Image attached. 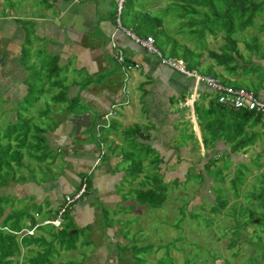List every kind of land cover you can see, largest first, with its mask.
<instances>
[{
	"label": "crops",
	"instance_id": "obj_1",
	"mask_svg": "<svg viewBox=\"0 0 264 264\" xmlns=\"http://www.w3.org/2000/svg\"><path fill=\"white\" fill-rule=\"evenodd\" d=\"M93 1L88 2L87 5L78 3L80 8L75 9L65 0H52L47 4L48 8L43 11L45 17L31 18L35 21L29 22L31 30H28L26 42L24 30L19 26L14 25L20 29L17 36L13 38V25H7L5 21H2L0 25L4 27L3 32H0V41L3 44H0V96L6 97L5 102L11 101L13 97L21 98L27 94L28 87L24 77H28V70L32 73L37 72L30 67L24 69L22 73L19 63H16V59H21L23 53L29 60L37 59V54L33 52L31 54L32 44L36 41L29 42L30 35L43 42L38 50L39 53L37 52L40 56L43 53L51 62L57 57L58 65H60L57 66L54 63L57 69L62 67L64 73L70 70L72 75V80L69 81L71 84L68 86L61 84L60 90L55 83L53 86L48 85L50 90L53 89L56 93L48 95L43 101L45 112L38 117L41 111H37L35 115V124L46 125L42 134L46 147H49L56 155L54 162L48 167L51 172L42 179L41 175L35 176L38 173L25 175V171L28 170L20 169L19 172L24 180L20 182L11 180L9 184L17 183L18 191L33 188V192L22 197H12V199L24 204L25 198H28V202L24 205L54 208L58 205L61 196L72 192L79 179L84 176L87 178V193L72 206L69 216L70 221L77 227L94 226L95 221L100 219L97 216L99 211L96 203L98 201L117 202L115 187L117 182L123 180V175L120 173L121 167V171L117 170L116 175H112L114 172L112 173L109 167V164L117 165L118 154L106 149L107 141L116 144L114 142L116 140L118 146L121 145L118 141H122L110 135L112 130L102 128L105 126L111 128L112 124H127L132 129L140 131L142 140L138 139V141H142L148 149H151L150 151H154V156L158 155L160 159L157 166L159 172L163 170L162 178L172 173L171 165L175 161L171 162V159L176 160L175 156L189 157L187 158L189 163L185 159L182 162L191 166L195 165L192 164L194 161L192 156L200 157V159L204 156L209 158L225 154L236 157V155L242 156L247 153L251 156L253 149L257 146L261 148L254 152V156L264 155L263 137L260 139L258 137L257 144H254L255 141L246 149L231 153L230 146L233 144L225 142L223 136L227 134L229 138L231 134H234L236 122L234 116L228 110L218 108L208 110L211 101L214 102L212 92L203 85L196 84L160 65L154 57L133 43L125 32L127 29L118 27L116 17L113 19L114 0H108L109 5L99 10L96 19L95 16L90 17L86 8L93 9ZM253 29H250L248 33H252L251 36L257 38L255 52L245 46L246 40L250 39L235 36L236 43L233 48L226 44L228 58L218 64L207 54L208 52L219 54L220 46L225 45L221 35L215 38L210 36L213 39V47L207 45L204 39L206 45L204 53L200 52L201 49H194L196 45L194 43L190 48L185 46L196 53L200 52L198 70L190 69L201 75L213 76L225 86L251 90L256 97L264 100V32ZM39 41L36 42L37 47L41 45ZM26 44H31L30 53L26 47L27 53L23 51V46ZM117 50L122 52V65L115 61ZM123 66L128 68L121 70ZM57 78L58 76L54 77V79ZM55 86L57 90L54 89ZM193 93L194 98H190L189 96ZM54 95H57L55 101H53ZM13 101L15 103L19 100L11 102ZM38 101L39 97L34 104ZM128 115H132L130 120L132 126L127 122ZM256 127L255 124L252 126V121L246 123L244 131L247 136L251 135ZM99 128L109 133L108 140L104 144L99 141ZM124 129L127 128H121L119 132ZM92 132L98 133L96 138L92 137ZM260 135L264 136V129H261ZM205 138L216 141L211 146L208 141L207 146L204 147L203 139ZM25 161L27 157H24L23 162ZM204 162H201V169ZM186 171L188 172L187 167L183 170L184 176ZM117 175L119 177L113 180ZM52 177L54 178L51 179ZM144 177L143 179L146 180ZM140 178H137V181L141 180ZM104 230L105 232L101 233L97 228L92 229L90 237L109 235V238H104L106 239L105 248L108 242L125 244V240L121 241L115 237L113 228H104ZM33 234H38V231L35 230ZM27 250L29 248L24 251ZM96 251L100 253L99 263L94 264H104L108 259L104 249L99 247ZM91 255V253L86 255L87 264L93 263L94 259ZM61 258L62 256L56 257L57 261L54 262V259L51 264H60Z\"/></svg>",
	"mask_w": 264,
	"mask_h": 264
},
{
	"label": "trees",
	"instance_id": "obj_2",
	"mask_svg": "<svg viewBox=\"0 0 264 264\" xmlns=\"http://www.w3.org/2000/svg\"><path fill=\"white\" fill-rule=\"evenodd\" d=\"M133 1L134 0H125L122 3L121 9L118 14V19L120 16L127 15L128 12L132 11L133 7L137 6L132 4ZM42 2H45L46 8H48V2L46 0H43ZM143 3L144 2H142L141 4ZM137 8L138 9L133 13L134 15L138 16V18H134L137 21V24L133 26V31H136L135 33L137 35H139L138 33H141L139 37L142 38L151 36L154 46L162 57L165 56H163L159 51L160 48L163 46H168L170 55H168L167 58L180 59L187 70H190V66L188 64V59L190 58L189 56L195 57L196 54H194L195 52L193 50H189L184 45L179 44L178 41L174 38V34H171V36H167L169 34L166 35L167 30L164 27V18L162 16H165V14H167L169 11L174 13L176 18L180 21L185 19L189 20L187 26H189L191 30L188 32V38H185L183 36V39L185 41L193 40L194 45L199 43L195 41V37H191L190 35H196L199 32L198 30H201V28L203 31L207 30L209 32L208 35L213 38L221 35L225 45L220 46L221 50L219 54H215L213 52H208L207 54L208 57L217 64L221 63L223 59L228 58L229 55H227L228 51L226 50V44L227 46H231L233 48L236 43V40L232 38L233 35L243 32L246 29L253 28H256L257 32H264V0H165L164 7H162L163 9L160 8L156 11L148 9L146 10L145 6L143 5H141L140 8L137 6ZM116 14L117 13L115 5L113 19H115ZM18 19L19 18H16V21ZM182 23L186 24L183 21ZM193 27H195L196 29H193ZM197 28L199 29L197 30ZM178 29H180V27L177 28L176 34H181ZM200 37L204 41L202 35H200ZM251 38L254 42L250 43ZM251 38L250 41L246 40L245 46H248L250 48L249 50L252 51L253 49L254 51V48L257 46V39L255 36H252ZM51 64H53V66H51ZM42 65L43 66L35 74L37 79H40V77H42V80H37L40 81L39 83H36L35 81L34 85L36 84L39 86H53V82H48L47 84V79H51L53 76H55L56 73H52V68L54 67V69H57V66L52 63L51 60H48V62H42ZM128 66L121 67V70H125ZM31 74L33 73L31 72ZM205 76H208L214 79L217 83L225 86L213 76ZM58 81L54 80V83L59 86L60 84ZM32 89L33 91L31 93L28 86L27 95L25 96L23 101H20L22 103H20L19 101L14 103L11 101L5 102L4 99L0 100V102L3 103L0 108L5 106V109L0 112V115L2 116L3 111L5 112V110L7 109L8 111L10 110V121L6 124V127L0 129V187L7 185L8 183L6 182L9 179L18 182L23 181L24 177L19 172L22 168L28 170L31 174H33V172L38 173L42 176V179L46 178L45 176L51 172L48 167L54 162L56 158L55 153L45 145V139L42 135L45 131V128H39L37 124L31 122L32 118L25 116V114L27 115V110L30 109L31 106L38 100L40 94L38 93L36 96V92L38 89L37 87L33 86L31 87V90ZM28 93L32 94V98L30 100L28 98ZM56 97L57 95L53 96V101H55ZM213 99L215 103L212 100L211 104L208 107V110H210V108L228 110L236 120L234 124V134H231L229 138H227V134H224L223 136L225 137V142L233 144L230 146L231 153H236L243 149H246L247 146L254 143V134L251 133V135L247 136V133H245L244 131V126L249 121H252V126H254V124L260 123L263 124L262 126L264 127V118L241 110L234 111L231 109H224L216 103V99L214 96ZM194 110L197 111L196 108H194ZM43 113L44 112L41 111L37 116L39 117L40 114ZM236 115L240 118H238ZM99 130V141L104 144L108 140L109 133H107L108 135L102 138L100 134L103 131L101 130V128H99ZM133 131L134 134L131 136V144L133 145L136 143V146H138L141 150H151L148 149V147L144 145L142 141H138V139L142 140L140 131L138 129H134ZM243 134L245 135L243 136ZM208 141L209 139H203L204 147L207 146ZM215 141L216 140L211 139L209 141L210 146ZM140 145H142V147H140ZM107 150H110V152L115 151L110 147ZM23 151H25V155ZM121 153L122 157L118 155L119 157L117 163H120L122 161V165H124V167H122V171L125 172L126 175L123 176V179H128V183L130 184L131 182L136 181V179L141 176L142 161L145 160L148 155L145 152L146 154H143L142 158L134 160L131 154H123V151ZM24 157H27V161L25 162H23ZM152 158L154 159L148 160V165L150 167L151 173H153V184L148 185V187L142 184L139 185L140 188H130L129 191H127V193L124 195L123 199L127 196H130L131 199H133L139 206H144L145 208L160 209L163 206L167 195V186L165 183L169 182L164 183L162 181V174L159 172V168L157 167L160 161L158 155L154 156L153 153ZM204 158H206L207 160L202 165V173L193 165L191 167V170L193 172V176H195L194 181L197 182V188H200L201 182L202 180H204L205 176L212 179V184L210 186L213 190V203L208 205V214L212 215V217H205V219L203 218V225L205 227H208L213 223L212 218L214 216H217L229 204V201L226 197L227 195L224 192L225 187L222 185V183H224V180L226 184L228 183L227 190L231 192L232 197L237 198L240 195L239 188L242 186L244 176H246L249 169H245V167H247L245 162L232 159V156H230L229 154H225L223 156H210L209 158L207 156H204ZM46 161H49V163H46ZM250 162H252V160ZM254 163L255 162H252L250 163V165ZM44 165L46 167L43 168ZM151 165H153L154 168H152ZM191 170H188L182 182L180 181V179L175 178L173 181H170V183H183L184 185L187 184L190 179H193V176L190 175ZM228 175L230 176L228 180H226V177ZM147 177L148 175H145L144 178ZM140 181L143 182L145 181V179L141 178ZM261 182L262 183L259 185V188H262V190H259V192L257 193L256 197L254 198L256 200L264 199V177ZM83 184H87V178L84 176L79 179L77 186L72 192L61 196L58 205L52 208V211L47 209L48 216L45 217H41L39 212L30 213L28 208L26 207L28 205L19 207L17 206V204L19 203L15 202L16 200L14 201V205L12 201L8 203L6 202V200H3V197L7 199L8 197L4 195L0 196V264H51L56 257L59 258L68 251H75L78 237L83 236V231H88L89 234H91L94 226L88 225L77 227L76 225H74L73 222L70 221L69 212L72 206L77 203V201L66 204L63 198L66 195L73 196L74 191L76 192L83 186V193L80 196L81 199L87 193V185ZM246 195L247 197L251 195L249 194V190L243 192L242 194L243 197ZM200 200V203L204 204L205 201L202 198H200ZM183 202L184 203L179 207V214H181V218L176 220L175 224L173 225L177 229L179 228L178 225L183 220L184 214H188L189 219L192 220H196L197 217L202 216L199 214L194 215L192 213V210H187L185 207L187 201ZM248 204L249 203H247L246 201V205ZM230 206H232L231 208L237 206L241 208V205H237V203H232L229 205V207ZM35 207H37L38 210H41L38 206ZM263 213L264 210L263 208L261 209L260 206H257V208L253 210V212L250 211L249 214L245 217L235 216L232 213H229V215L233 219V224L230 227L232 230L229 232V234H227L229 235V238L226 244V248L230 249L237 244L240 239V234H242V231H244L248 224H251L252 217H256L257 214H259V218L256 219L255 224L261 228L258 229V231H261L264 236ZM102 220L103 223H105L104 219ZM102 225L104 228H108L107 225ZM44 226L51 227V230L45 233L46 238L43 237L44 231L40 230ZM22 228L24 229L22 230ZM35 230L36 232L41 231L42 233L34 235L33 232ZM16 235L20 236L18 240V243L20 245L27 248H29L28 246L34 248L33 253L30 254V256L28 254L23 259V261L22 259L18 260L16 256L17 249L19 248V246L17 247V244L15 242ZM225 235V233H220L218 238L222 239L225 237ZM105 238H109V235L105 234ZM181 238L185 239L181 236L177 238V240L181 241ZM245 240L246 243L250 246L251 253L249 256H247L246 262L244 261L239 264H264V238L259 237L258 235H252L251 238L249 237ZM89 242H91L90 238L88 240L81 241L80 243L82 246H87L88 244H90ZM120 244L123 249H129V252L131 251V264H175V262H172L174 261L173 259L169 263L163 262L162 258H158L154 261L146 263L144 259L138 258L139 255H142L144 252L151 249L150 245L141 247L132 244L130 247H128L121 242L109 243L111 250L114 251V253L111 252V255H113L118 263L121 261V259H119L120 257L116 255L117 253L114 248ZM169 244H171L176 249L174 242ZM81 245L78 247V253L79 255L81 254L80 259H86V255L82 251H80ZM158 248L160 247L157 246L156 249ZM93 250L94 252L96 251L95 248H93ZM206 254L213 264V262L217 258L215 252L210 253L207 251ZM236 255L237 253L232 254V256ZM73 256L75 258V255ZM197 256L198 254L194 253L189 255L188 258H183L182 264H194L196 262ZM65 260L67 259L62 258L60 264H62ZM164 260L166 261V259ZM87 263L86 260H81L76 264ZM65 264H75V260H67ZM89 264L94 263L90 262ZM104 264H108V261H106ZM221 264H229V261L223 260Z\"/></svg>",
	"mask_w": 264,
	"mask_h": 264
},
{
	"label": "rangeland",
	"instance_id": "obj_3",
	"mask_svg": "<svg viewBox=\"0 0 264 264\" xmlns=\"http://www.w3.org/2000/svg\"><path fill=\"white\" fill-rule=\"evenodd\" d=\"M42 1L43 0H0V25L2 24V21H5L7 25L12 24L13 25V28H12L13 38L17 36L16 34L19 32L20 28L23 29L25 33V42H26L27 41L26 35L28 34V30L29 31L31 30L29 22L35 21L31 18H38L40 16L45 17V15L43 16V11L46 9V4L45 2H42ZM46 1L48 3L49 2L51 3L52 0H46ZM57 1H61V0H57ZM65 1L70 6H73L75 7V9H78L80 8V6L77 5L78 3L80 5H87L88 2L93 1V0H81V1L80 0H65ZM142 2L144 3L141 4ZM164 2L165 0H134L132 4L137 5L139 8L141 5H143L145 6L146 10L148 9V10L156 11L157 9H160V8L163 9L162 7H164ZM108 5H109L108 0L106 1L101 0V2L99 0H94L93 9L91 8H86V9L88 10V15L90 17L95 16V19H96L98 17L99 10L101 8H106ZM137 6L133 7L132 11L128 12L127 15L119 17L120 26L124 29L132 31L133 33L136 32V31L135 32L133 31V26L137 24V21L134 18H138V16L134 15L133 13L138 9ZM162 17L164 18V27L167 30L166 35L169 34L167 36H171V34H174L175 35L174 38L178 41L179 44H182L189 48L192 47L193 40L185 41L183 39V36L185 38L189 37L188 32L191 30L189 26H187L189 20L185 19V20L180 21L176 18L175 14L170 11L167 14H165V16H162ZM15 18H19V19L16 21ZM182 21L185 22L186 24H183ZM14 25L19 26L20 28L14 27ZM177 25L178 27H180L178 31L181 34H178V33L176 34V31L178 28ZM193 29H196V28L193 27ZM198 29L199 28H197V30ZM3 30H4V27L0 26L1 33L3 32ZM198 31L199 32L196 35H190V36L195 37V41L199 42L194 46V49L196 50L201 49L200 52L204 53L205 47H206L205 42L207 43V45L209 44V46L210 45L212 46L213 39L210 36H208L209 32L207 30L203 31L201 28V30H198ZM248 31H250V29H246L243 32L235 34L232 36V38L235 39V36L237 37L240 36L246 39H250L252 37L251 36L252 33L249 34ZM138 34L141 35V33H138ZM200 35H202V38L205 39V42L201 39ZM34 38L35 37H31L30 35L29 42L32 43L33 41H36V42L39 41V39H34ZM36 42L32 44L31 54L32 52L35 55L37 54V57L35 56L37 59L32 58L31 60H29L27 57H25V53H23V56L21 59H18V58L16 59V63L17 64L19 63L18 66L20 69H22V73L23 71H25L24 69H27L30 67H32L33 70L38 71L43 66L42 62L44 61L48 62L49 57L47 58L43 53H42V56L38 54L39 53L38 50H40V48L42 47L43 42L41 40L39 41V43H41V45L39 44L40 47H37ZM251 42H254L252 38H251L250 43ZM0 44H2V41H0ZM26 45L23 46L24 47L23 51L26 53L28 51L30 53L29 48L31 44H28L27 46ZM159 51L165 57L170 55V50L168 46L161 47ZM200 52H197V53L195 52L194 53L196 54L195 57L194 56H189L190 58L187 57L189 58L188 64L190 68H194V70L195 69L198 70V64L200 63V59H201L199 58ZM52 63H56L57 66H60L58 65L59 60L57 59V57L55 60H53ZM51 66H53V64ZM1 67H3V65H1ZM52 69H53L52 73L54 74L56 73V74L51 79L50 78L47 79V84L48 82L54 83V80H57V81L60 80V82L58 81L60 84L59 90L61 88V84L66 85V86L71 84L69 83V81L71 82L72 80V75H71L70 70L64 73L62 67H60L59 69H54L53 67ZM199 70H202V69H199ZM190 71H193V70L190 69ZM35 74L36 72L31 74V72L28 70V77H24V82L26 81V87L29 86V89H30L29 91L32 93L33 89L31 90V87L34 86L38 88L36 92V96L38 93H40L38 103L33 104L31 108L27 110V115L25 114L26 117L28 116L32 118L31 120L32 123H36L35 115L37 111L45 112V105L43 101L46 100L48 95L56 93L53 89L50 90L48 85H45V86L44 85L39 86L36 84L34 85L35 81L36 83H39L40 81H37V80H42V77H40V79H37ZM56 76H58V78L54 79V77ZM54 89L57 90L56 86ZM26 95L27 94H25L21 98L13 97L12 100H16V101L19 100V102L23 101ZM41 96L43 97L41 98ZM28 98L30 100L32 98V94L28 93ZM2 99H6V97H1L0 100ZM2 104L3 103L0 102V107L2 106ZM4 109H5V106L0 108V112ZM126 119L128 120L127 121L128 124L132 126L133 124L130 123L132 122L130 121L132 120V115H128ZM9 121H10V110L8 111L7 109L5 110V112L3 111L2 116L0 115V126H1L0 129L6 127V124ZM108 121H112V119H108ZM255 125L257 127L255 128V131L253 132L254 141H256L254 144H257L258 137L259 139L260 137L264 138V136L262 135L259 136V134L261 133V129H264V128L262 127L263 124L259 123ZM37 126L39 128H46V125L41 124V123L40 124L37 123ZM102 128L108 131L112 130L110 135L113 136L114 139L122 140V141H118V143L121 144L120 146H118L116 140H114L116 144L113 143L112 146H111L112 142L107 141L108 147L106 149H109V147L112 150L114 149L115 150L114 154H118L122 157L121 152L123 151V154L129 153V155L131 154L134 160H138L139 158L143 157V154L145 155L147 153L148 155L147 158L142 161V176L140 177L143 178L145 175H148V177L143 182L140 180L137 181L136 179V181H133L130 184L128 183V179H123L120 182H117V186L115 187L117 190L115 191L117 192V195H116L118 199L117 202L116 201H113V202L98 201L96 203V208H98V211H99V215L97 216L100 219L95 221L93 225L97 229H99L101 233L105 232L104 227L102 225V224H105V226L107 225L108 228L110 229L113 228L112 231H115L113 232V234L115 235V237H117V239L121 241L125 240L124 241L125 246L130 247L132 244H135L136 246H141V247L150 245L151 249L149 251H146L142 255L138 256V258L144 259L146 263L154 261L158 258H162L163 262L165 263H169L173 259L174 260L172 261L173 263L175 262V264H182L183 258H188L189 255L197 253L198 256L194 264H212L208 255L206 254L207 251L210 253L215 252V254L217 255V258L213 262V264H221L223 260L229 261V264H239L244 261L246 262V258L247 256L250 255L251 251H250V246L246 243L245 239L249 237L251 238L252 235H258L259 237L264 238L263 233H261V231H258V229H261V228L255 224L256 219L259 218V214H257L256 217L255 216L252 217L251 224H248L247 227L244 229V231H242V234H240V239L237 242V244L234 247L228 249L226 248V244L229 238V235L227 234H229V232L232 230L230 227L233 224V219L229 215V213L230 214L232 213L235 216L245 217L246 215L249 214L250 211L253 212V210L257 208V206H260V208L261 209L263 208L264 210V199L262 200L254 199L257 193L259 192V190H262V188H259V185L262 183L261 180L264 177V155L258 156V157L254 156L255 154L254 152L260 150L261 148L260 146H257L253 149V153L251 156L245 153L243 154L244 156L236 155L235 158L232 157V159H235L237 161L245 162L247 165L245 169H249L246 176H244V181H243L242 186L239 188L240 195L237 198L232 197L231 192L227 190L228 183L226 184L224 180V183H222V185L225 187L224 192L227 195L226 197L229 201V204L217 216H214L212 218L213 223L211 225H209L208 227H205L203 225V218L205 219V217H212V215L208 214V209H209L208 205L213 203L212 202L213 190L210 186L212 184V179L207 178L205 176L204 180H202L201 182L200 188H197V185H196L197 182L194 181L195 176H193V172L191 170L192 165L190 166V164H183L182 162L183 159H185V161L189 163V161H187V158L189 157L175 156L177 158L176 160L173 158L171 159V162L175 161L171 165L172 173L166 174L162 178L164 183L168 182L167 180L174 179L176 176H177L176 178L180 179V181L182 182V180H184L183 170L186 167L188 168V170H191L190 175L193 176V179H190L185 185L183 183H180V184L179 183L174 184L172 182L165 183L167 186V195H166V200L160 209H152V208H145L144 206H139L133 199H131L130 196H127L123 199L124 195L127 193V191H129L130 188L131 189L140 188L139 185H142V184L148 187V185L153 184L154 182V179L152 178L153 173H151L150 167L148 166V160L154 159L152 158L154 151L141 150L139 149L138 146H136V143L132 145L131 136L134 134V131H133L134 129L132 130V128L127 126V124H122V125L112 124L111 128L108 126H105ZM121 128H127L123 130V131L125 130L127 131L119 132ZM97 135L98 133L92 132L93 138H96ZM106 135H108L107 132L106 133L102 132L100 134L102 138L105 137ZM244 135L245 134H243V136ZM140 147H142V145H140ZM23 152L25 155L26 154L25 151ZM262 154H263V151H262ZM118 157L119 156H116V160H118ZM192 157L194 160L192 164H195L193 166H195L197 170H199L202 173L203 170L201 169V162L206 161V158L200 159V157H197V156H192ZM251 160L252 162H255V163L250 165V163H252L250 162ZM146 162L147 164L145 165ZM121 165H122V161L120 163H117V166H121ZM153 165H151L152 168H154ZM117 166L109 164V167H111V172L112 173L114 172L112 175H116V171L117 170L121 171L122 167H124V165H122L120 169V167H117ZM44 167L46 166L44 165L43 168ZM161 167L162 166H160V168ZM120 173L121 175L126 176L125 172L121 171ZM160 173L163 175V170L160 171ZM26 174L31 175L29 171H25V175ZM35 176L39 177L40 175L35 174ZM229 176L230 175L226 177V180H228ZM118 177L119 175H117V177H114L113 180H116ZM53 178L54 177H52L51 179ZM9 182H12V181L9 179L6 182L8 183L7 185H5L4 187H0V196L4 195L8 197V199L3 197V200H6V202L8 203H10L11 201L14 203L16 199H10L12 197L13 198L22 197V196L28 195L30 192H33V188L32 189L25 188L23 191H18L17 183L9 184ZM247 190H249V194L251 195L248 197L247 195L243 197L242 196L243 192ZM200 198H202L205 201L204 204L200 203L201 202ZM25 199H26V202L24 204H26L29 200L28 198H25ZM183 201H187V204L185 206L187 210H192L193 211L192 213L194 215L199 214L202 216L197 217L196 220H192V219H189L188 214H184L183 220L180 222V224L178 225L179 228L177 229L173 225L175 224L176 220L181 218L180 216L181 214H179V207L184 203ZM246 201L247 203H249L248 205H246ZM15 202L19 203L17 204V206L19 207L21 206L20 204L24 205L22 202H17V201ZM232 203H237V205L238 204L241 205V208H239V206L233 207V208H231L232 206L229 207V205ZM26 207L28 208L30 213L39 212L41 217L48 216L47 209L45 208V206H42L40 208L41 210H38V208L33 206L32 204H29ZM52 208L53 207L49 208V210L52 211ZM102 219H104L105 223H103ZM95 227L94 229H96ZM40 230L44 231L43 237L46 238L45 233L49 232L51 230V227L44 226ZM54 230H57V229H54ZM41 231L38 233H42ZM220 233H225L226 234L225 237L222 239L218 238ZM243 233L245 234V236ZM181 236L184 237L185 239L181 238V241H178L177 238ZM89 237H90L89 232L83 231V236H79L77 239L76 250L66 252L65 254L62 255V258L63 259L66 258L67 260H70V261L75 260V264L77 262H80L81 260H86L84 258L80 259L81 254L79 255L78 253L79 252L78 247L81 245L80 243L81 241L88 240ZM19 238H20L19 235L15 236V242L17 244V247L19 246V248L17 249L16 256L18 259L19 258L24 259L28 254L30 256V254L33 253L34 248L31 246H28L29 250L25 252L24 250L28 248L18 243ZM104 238L105 236L103 237L91 236L90 240L92 243L89 242L90 244H88L87 246L81 245L80 251H82L85 255H87L88 253H91L90 249L92 248L91 256L94 259L92 260V262L99 263L100 253H98L97 251L94 252L93 248L97 250L99 247H102V249H104L106 256H108V260H107L108 264H131V258H130L131 251L129 252V249L128 250L123 249L121 244L114 248V250H116V253H117L115 254L120 257L119 259H121V261L118 263L113 257V255H111V252L114 253V251L111 250V247L109 246V244L107 243L108 245L107 248L104 247V244H106V239ZM172 242H174L176 249L171 244H169ZM157 246L160 248L156 249ZM234 253H237V255L232 256V254ZM73 255H75V258ZM164 259H166V261ZM67 260L63 261L62 264H65ZM56 261L57 259L54 260V262Z\"/></svg>",
	"mask_w": 264,
	"mask_h": 264
},
{
	"label": "built area",
	"instance_id": "obj_4",
	"mask_svg": "<svg viewBox=\"0 0 264 264\" xmlns=\"http://www.w3.org/2000/svg\"><path fill=\"white\" fill-rule=\"evenodd\" d=\"M124 1L125 0H115L117 13L115 21L118 27H120L118 14L121 9V5ZM125 32L131 38L133 43L142 48L148 55H151L156 58L160 65L170 70H173L174 72L182 75L185 78L192 79L196 84H203L205 87H207L213 93L216 99V103L222 108L231 109L234 111L241 110L264 118V100H261L256 97L253 92L242 88L232 89L230 87H225L208 76L199 75L194 71L187 70L180 59L162 57L154 46L153 39L151 36L141 38L128 31ZM115 61L118 64H123L122 52L119 50H117L115 54ZM189 97L194 98V93L191 94ZM82 193L83 186L79 190H77L73 194V196H64V202L68 204L71 202L78 201Z\"/></svg>",
	"mask_w": 264,
	"mask_h": 264
},
{
	"label": "clouds",
	"instance_id": "obj_5",
	"mask_svg": "<svg viewBox=\"0 0 264 264\" xmlns=\"http://www.w3.org/2000/svg\"><path fill=\"white\" fill-rule=\"evenodd\" d=\"M120 24V23H119ZM120 28H122L121 26H120ZM128 31V30H127ZM128 32H130V31H128ZM131 33V32H130ZM133 33V32H132ZM135 34V33H134ZM136 35V34H135ZM137 36V35H136ZM139 37V36H138ZM156 59V58H155ZM157 60V59H156ZM158 61V60H157ZM159 63V62H158ZM173 71V70H172ZM196 73V72H195ZM198 74V73H197ZM199 75H201V74H199ZM203 76H205V75H203ZM188 79V78H187ZM190 80H192V79H190ZM193 81V80H192ZM194 82V81H193ZM201 85H203V84H201ZM204 86V85H203ZM205 87V86H204ZM207 88V87H206ZM208 89V88H207ZM209 90V89H208ZM210 91V90H209ZM211 92V91H210ZM84 185H86V184H84ZM74 193H75V191H74ZM78 201H80V198L78 199ZM77 201V202H78Z\"/></svg>",
	"mask_w": 264,
	"mask_h": 264
}]
</instances>
